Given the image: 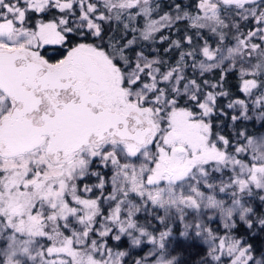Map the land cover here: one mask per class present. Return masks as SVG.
Wrapping results in <instances>:
<instances>
[{
  "label": "snow or ice",
  "instance_id": "snow-or-ice-1",
  "mask_svg": "<svg viewBox=\"0 0 264 264\" xmlns=\"http://www.w3.org/2000/svg\"><path fill=\"white\" fill-rule=\"evenodd\" d=\"M0 264H264V0H0Z\"/></svg>",
  "mask_w": 264,
  "mask_h": 264
}]
</instances>
